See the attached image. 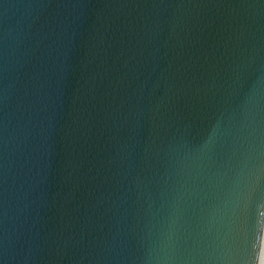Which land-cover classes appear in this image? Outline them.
Wrapping results in <instances>:
<instances>
[{
	"label": "water",
	"instance_id": "95a60500",
	"mask_svg": "<svg viewBox=\"0 0 264 264\" xmlns=\"http://www.w3.org/2000/svg\"><path fill=\"white\" fill-rule=\"evenodd\" d=\"M0 264H264V0H0Z\"/></svg>",
	"mask_w": 264,
	"mask_h": 264
}]
</instances>
